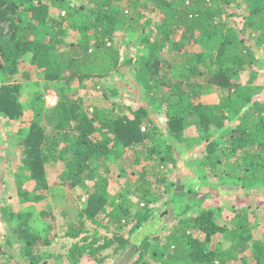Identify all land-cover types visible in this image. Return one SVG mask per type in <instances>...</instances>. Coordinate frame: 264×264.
Masks as SVG:
<instances>
[{"label":"trees","instance_id":"trees-1","mask_svg":"<svg viewBox=\"0 0 264 264\" xmlns=\"http://www.w3.org/2000/svg\"><path fill=\"white\" fill-rule=\"evenodd\" d=\"M70 1L0 0V82L7 83L0 86V117L23 119L25 109L18 98L22 84L9 81L20 72L26 80L31 78L32 71L23 69L25 61L43 76L45 89L52 82L58 84L56 106L45 107L40 92L31 101L35 116L24 128L20 146L22 164L36 186L33 191H20V196L35 202L45 198L47 165L52 162H65L61 180L72 189L84 183L86 176L94 178L96 168L109 173L108 161L126 149L134 150L136 164L144 159L156 164L139 170V187L136 184L133 191L138 209L127 200L130 189L109 198L107 176L86 190V206L65 235L77 239L86 232L87 219L101 225L108 218L119 227L131 224L129 236L115 235L98 246L96 239L73 243L66 255L68 263L81 264L87 258V263L98 264V253L118 241L117 264H231L238 259L252 264L245 255L248 250L253 264H264V232L259 238L254 236L255 228L244 209H233L234 216L221 223V208L200 207L207 198H214L212 193L200 196L192 188L172 189L163 203L175 214L177 222L172 224L166 210L152 207L150 188L154 185L150 174H156L157 167L175 164L177 153L202 148L205 154L197 163V173L204 182L211 169L221 180L264 189V88L255 85L259 64H264V0H79L74 6ZM121 2H128V8L120 7ZM54 4L66 10L68 17L87 8L70 27L78 32L75 41L68 39L61 23L57 29L49 26ZM150 9L153 15L146 18ZM237 17L243 18L242 25ZM3 20L9 25L6 32ZM125 29L140 33L143 50L138 57L127 55L121 60L110 41L115 31ZM192 46L196 51H191ZM123 65L132 71L146 99L135 109L122 102L112 87L104 93L110 106L94 107L67 89L73 79L100 81L113 72L123 74ZM199 76L220 89L219 103L199 100L202 84L193 80ZM157 114L164 115L167 125L160 123ZM152 132L163 139L161 147L147 145ZM3 161L1 157L0 172ZM196 207L199 212L188 215ZM47 214L41 212L43 217ZM101 214L105 217L99 218ZM0 218L8 223L17 220V228L10 226L15 233L5 238L7 245L0 242V264H41L45 257L40 247L51 239L31 229L33 212L2 207ZM166 229L169 232L161 241V231ZM216 237L219 242L213 245ZM16 244L18 251L13 248Z\"/></svg>","mask_w":264,"mask_h":264},{"label":"rangeland","instance_id":"rangeland-1","mask_svg":"<svg viewBox=\"0 0 264 264\" xmlns=\"http://www.w3.org/2000/svg\"><path fill=\"white\" fill-rule=\"evenodd\" d=\"M70 3L74 6L73 3H80V1L71 0ZM118 4L120 7L126 6L125 8H128V2H121ZM4 7L5 6H3V8ZM230 10L233 11L232 9ZM234 10L240 12L236 8H234ZM85 11L87 12V8L82 10V13L77 12L74 16L68 17L66 10L54 4L49 15V26L57 29L58 24L61 23L62 27L67 28L66 36L68 39L75 41L78 39V32L70 27L73 25L74 20H77L75 18L80 19L85 14ZM145 14L146 18L151 17L153 11L150 9L146 11ZM144 19L145 18H143L142 21ZM236 19L242 25L243 18L237 17ZM2 25L5 28L4 31H8L9 25L6 24L4 20L2 21ZM139 34V32L133 33L128 29L114 32V38L110 43L119 50L121 60H124L127 55L138 57L139 53L142 52L143 44L139 41ZM262 49V54L264 55V46ZM191 51H196L194 46L191 47ZM169 54L170 57L171 53ZM259 66L260 76L256 80L255 85L264 88V64H259ZM23 69L32 71V76L29 80H26L23 73L20 72L15 78L9 81V83L12 84H22L18 98L25 109L23 119L20 118L18 120L7 121L0 117V136H2L0 151L1 157H3L4 160L0 172V208L6 207L7 210L11 212L32 211L33 218L29 221L31 229L34 232H38L43 237L47 236L51 239L50 244H44L40 247V252L43 253L45 257L41 264H69L66 255L73 243H89L96 239L95 245L98 246L103 245L107 238H112L115 235L125 238L129 236L128 230L131 224L127 225L123 223V225L119 227L118 223H109L108 218H104L101 225L87 219V230L77 239H71L65 235L68 226L79 220L78 214L86 206L89 196L86 190L93 189L97 179L107 176L109 180V198L112 199L123 193L124 190L130 189L126 195L127 200L133 203L132 207L138 209L137 204L139 200L133 191L136 184H138L139 187V182H137L139 170L147 164H151L153 168V165L156 163L154 160L144 159L140 164H136L134 162V150L126 149L121 155L113 157V160L108 161L110 167L109 173L105 174L101 169L96 168L97 175L94 178L86 176L84 183L72 189L64 185L61 180V174L65 170V162H52L47 165L48 187L43 190L45 198L37 202L23 200L20 196V191H33L36 186V182L31 178L29 170L22 164L23 155L22 147L20 146V141L24 135L22 132L24 128L28 129L31 119L35 116V112L31 107V101L35 98L37 93H43V98H40V102L41 100V103L44 101L45 107H47L46 98L49 95L48 91H55L57 93L55 88L58 85L52 82V86L45 89V79H43V76L40 74L36 73L35 68H33L28 60L24 62ZM122 70H124L123 74L113 72L100 81L96 78L84 80L83 82L73 79L70 84L67 85V89L71 94L76 95V97H83L87 105L94 107L98 105L110 106V100L105 98L104 93L106 91L110 92V88L112 87L118 90L122 102L126 105H131V107L135 109L138 102L145 104L146 99H143L144 94L141 86L134 80L132 71L128 70V66L123 65ZM193 80H197L198 83L202 84L201 97L199 98L202 103L214 105L221 101L220 89L217 88V86L208 84L201 76L194 77ZM5 84L7 83L0 82V86ZM59 85H64V83L61 82ZM156 117H159V121L163 126L167 125V121L163 114H157ZM146 143L148 146L157 144L161 147L163 139L159 134L152 132L151 139H147ZM163 147L165 148V146ZM201 150L191 153H177L178 159L175 164L169 162L168 164L160 165L156 168V174H150V178L154 182V185L150 187L153 190L152 200L154 203L152 207L159 210H166L167 214H169L167 220L175 224L177 220L174 219L175 214L171 206L167 205L165 208L163 206V203L170 197L172 189L178 191L179 188H182L187 191L192 188L193 190H197L200 196L212 193L214 198H207L201 204V208L208 206L221 208V223H228L234 216L233 209L239 211L244 209L249 215L252 226L255 228L254 236L256 238L261 237L264 232V189L245 188L241 183H237L233 180H221L211 169L208 172L210 178H207V182H204L203 179L199 178V174L197 173V163L201 160V156L205 154V152ZM200 169L201 167L199 170ZM245 192L247 194H245ZM110 208L111 207H107V209ZM199 209V207L192 209L188 215L197 214ZM42 211H46L49 214L43 217L41 216ZM102 217H105V215H99V218ZM16 221L17 220H14L8 223L0 218V242H2V244L7 245L5 238L8 234L15 233V231L11 232L10 226L13 225L17 228ZM154 230L157 229L154 228ZM168 232V229L161 231V241L164 240ZM194 233L196 236H203L197 231H194ZM16 235H12L14 240L17 239ZM84 237H88L87 241H85ZM219 239L220 237H216L213 245L219 242ZM151 241L153 240L151 239ZM17 242L18 241H16V243ZM160 243L162 244V242ZM118 246H120V243L116 241L112 246L101 250L97 255L98 259H101L98 264H117L116 258L120 254V250L116 253V248ZM13 248L18 251V244ZM245 255L249 256L250 262L253 264L254 261L251 250H248ZM149 259L152 260L150 256ZM2 264H5V261H3ZM81 264H89L87 263V258H84ZM93 264L97 263L94 262ZM153 264L160 263L154 261ZM231 264H243V262L241 259H238Z\"/></svg>","mask_w":264,"mask_h":264},{"label":"built area","instance_id":"built-area-1","mask_svg":"<svg viewBox=\"0 0 264 264\" xmlns=\"http://www.w3.org/2000/svg\"><path fill=\"white\" fill-rule=\"evenodd\" d=\"M49 95L47 96L46 100V104L47 107H54L57 105L58 101H59V97L58 94L55 91H48Z\"/></svg>","mask_w":264,"mask_h":264}]
</instances>
